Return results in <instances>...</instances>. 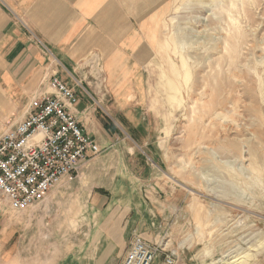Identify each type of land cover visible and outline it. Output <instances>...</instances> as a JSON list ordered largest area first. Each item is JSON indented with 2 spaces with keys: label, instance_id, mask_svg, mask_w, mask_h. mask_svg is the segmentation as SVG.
Masks as SVG:
<instances>
[{
  "label": "rangeland",
  "instance_id": "374dc122",
  "mask_svg": "<svg viewBox=\"0 0 264 264\" xmlns=\"http://www.w3.org/2000/svg\"><path fill=\"white\" fill-rule=\"evenodd\" d=\"M117 5L135 35L121 44L128 56H62L108 143L90 158L94 170L25 211L0 195V264H117L89 245L107 241L108 213L130 210L129 225L173 264H264V0Z\"/></svg>",
  "mask_w": 264,
  "mask_h": 264
},
{
  "label": "crops",
  "instance_id": "0c3cea01",
  "mask_svg": "<svg viewBox=\"0 0 264 264\" xmlns=\"http://www.w3.org/2000/svg\"><path fill=\"white\" fill-rule=\"evenodd\" d=\"M93 1L96 0H0V133L6 122L13 120L14 124L9 129L25 117L30 99L47 91L44 83L48 84L50 77L55 75L68 87L76 86L69 80V67L62 56L73 62L86 60L96 51L103 64L107 60L106 55L119 58L128 56L126 53L129 51L123 53L121 44L132 42L135 35L123 28V17L117 18V0H99L92 7L93 14H83L82 10L89 9ZM129 48L132 49V46ZM42 49L48 51V63ZM60 65L66 70V75H58ZM127 67L124 72L130 73ZM72 90L75 93L77 87ZM80 91L75 93L77 104L71 113L100 149L108 143L105 126L96 118L90 99L80 97ZM93 156L87 155L78 173L83 169L86 173L89 169L94 170L95 163H90ZM115 177L112 175L109 183H113ZM121 178L122 181L129 180V177ZM96 188H104L105 192L109 189L102 186ZM102 198V194L94 192L91 197L92 206L97 207ZM130 213L131 210L123 214L122 218L119 212L107 214L106 225L100 228L104 233L101 236H105L107 241L102 242V247L100 241L89 245L91 250H101L98 259L102 258L105 262L115 253L117 264H121L134 234L155 244L149 242L147 235L138 232V227L133 230L129 219H126ZM160 256L156 257L153 264H163Z\"/></svg>",
  "mask_w": 264,
  "mask_h": 264
},
{
  "label": "built area",
  "instance_id": "2783aa9c",
  "mask_svg": "<svg viewBox=\"0 0 264 264\" xmlns=\"http://www.w3.org/2000/svg\"><path fill=\"white\" fill-rule=\"evenodd\" d=\"M48 85L50 91L34 97L25 117L0 136V195L13 211L41 203L62 179H74L88 154L100 152L71 113L74 91L55 75ZM160 246L134 234L121 264H153ZM162 254L163 264H173L171 254Z\"/></svg>",
  "mask_w": 264,
  "mask_h": 264
},
{
  "label": "bare ground",
  "instance_id": "6f19581e",
  "mask_svg": "<svg viewBox=\"0 0 264 264\" xmlns=\"http://www.w3.org/2000/svg\"><path fill=\"white\" fill-rule=\"evenodd\" d=\"M231 4L233 5V3H231ZM233 6H234V5H233ZM227 40H228V39H227ZM224 42H225V41H224ZM172 66H173V65H172ZM171 70H172L173 72H176V71H175V69H174V67H173V68H171ZM170 72H171V71H170ZM171 73H172V72H171ZM172 75H173V73H172ZM199 138H200V137H199ZM244 153H246V152H244ZM247 156H248V154H247ZM245 159L247 160V159H248V157H246Z\"/></svg>",
  "mask_w": 264,
  "mask_h": 264
}]
</instances>
